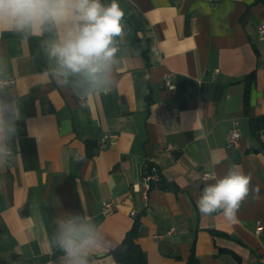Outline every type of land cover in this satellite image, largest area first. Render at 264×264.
I'll list each match as a JSON object with an SVG mask.
<instances>
[{"label":"crops","instance_id":"obj_1","mask_svg":"<svg viewBox=\"0 0 264 264\" xmlns=\"http://www.w3.org/2000/svg\"><path fill=\"white\" fill-rule=\"evenodd\" d=\"M118 3L116 85L87 104L43 82L38 38L0 33L23 114L15 162L0 166V264H60L53 220L85 210L107 239L95 264H115L136 219L147 264H264V0ZM233 122L241 138L230 149ZM105 134L117 140L99 149ZM232 165L252 177L237 221L201 215L203 172L222 176ZM151 166L160 180L144 198Z\"/></svg>","mask_w":264,"mask_h":264},{"label":"clouds","instance_id":"obj_2","mask_svg":"<svg viewBox=\"0 0 264 264\" xmlns=\"http://www.w3.org/2000/svg\"><path fill=\"white\" fill-rule=\"evenodd\" d=\"M124 18L118 0L107 4L102 0H0V33L11 32L22 40L38 38L46 59L40 73L43 82L68 89L82 104L108 94L116 85ZM21 96L9 60L0 55V166L13 164L19 152ZM251 180V174L238 165L222 176L205 173L196 201L199 213L219 214L235 223L253 192ZM53 226L52 242L63 254L60 264H95L93 254L107 247L105 234L86 210L57 216Z\"/></svg>","mask_w":264,"mask_h":264},{"label":"built area","instance_id":"obj_3","mask_svg":"<svg viewBox=\"0 0 264 264\" xmlns=\"http://www.w3.org/2000/svg\"><path fill=\"white\" fill-rule=\"evenodd\" d=\"M257 35H258V40L264 41V24H260L257 27ZM170 77H171V74H166L164 76L165 84L168 87H171ZM240 138H241V134L239 132V129L237 128V122H233L232 127L228 130V132L226 134V145H227V147L230 149L237 148L239 146V143H240ZM116 140H117V135L105 134L99 140L98 147H99V149H102L105 147L107 141L114 143ZM207 172L208 171H204L202 176H204V174ZM159 180H160V178H159V174L157 172V168L155 166H151L150 171L147 173V175L145 176V179H144V188H145L144 198L146 197L145 196L146 192H148L152 188V186L157 185ZM105 208L112 209L113 203L112 202L106 203ZM262 229L263 228L261 225L257 226V229H256L257 233L260 232ZM172 232H173V230L170 229L165 234L161 235L160 237L169 236L172 234Z\"/></svg>","mask_w":264,"mask_h":264},{"label":"trees","instance_id":"obj_4","mask_svg":"<svg viewBox=\"0 0 264 264\" xmlns=\"http://www.w3.org/2000/svg\"><path fill=\"white\" fill-rule=\"evenodd\" d=\"M259 126L256 121L251 122L253 132H257ZM139 228L140 220L136 219L123 240L112 251L115 264H147L146 254L137 243ZM187 264H198V262L194 256H191Z\"/></svg>","mask_w":264,"mask_h":264},{"label":"water","instance_id":"obj_5","mask_svg":"<svg viewBox=\"0 0 264 264\" xmlns=\"http://www.w3.org/2000/svg\"><path fill=\"white\" fill-rule=\"evenodd\" d=\"M64 126L66 127V129H68V128H69V123H68V122L65 123ZM263 134H264V132H263ZM237 157H238L237 153H233V154H232V158H233L234 160H237Z\"/></svg>","mask_w":264,"mask_h":264}]
</instances>
